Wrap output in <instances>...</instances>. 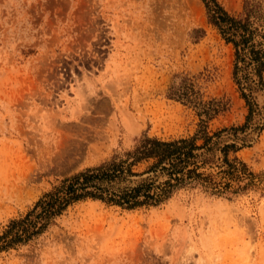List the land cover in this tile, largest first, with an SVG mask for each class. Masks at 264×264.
I'll use <instances>...</instances> for the list:
<instances>
[{
  "label": "rangeland",
  "instance_id": "374dc122",
  "mask_svg": "<svg viewBox=\"0 0 264 264\" xmlns=\"http://www.w3.org/2000/svg\"><path fill=\"white\" fill-rule=\"evenodd\" d=\"M237 59L203 0H0V264H264V69ZM145 137L199 148L134 162ZM111 163L107 188L149 189L5 245L63 178Z\"/></svg>",
  "mask_w": 264,
  "mask_h": 264
},
{
  "label": "trees",
  "instance_id": "16d2710c",
  "mask_svg": "<svg viewBox=\"0 0 264 264\" xmlns=\"http://www.w3.org/2000/svg\"><path fill=\"white\" fill-rule=\"evenodd\" d=\"M203 2L207 9L209 23L214 25L222 36L233 44L235 56L238 58L237 60L240 59L245 62V58L247 57L248 64L250 62L256 63L258 66L257 70L261 72L264 69V5L260 4L258 1L253 2V0H245L241 13L237 16H233L224 11L214 0H203ZM251 17L258 22L259 27L255 26L251 28L253 24ZM254 32H257L261 39L257 44H263L261 45L263 48H256L253 45ZM242 69L245 68L242 67ZM185 146L183 140L180 142H167L157 138L145 137L142 139L140 145L134 149V162L149 157L156 158L157 164H161L165 160H170L171 162H169L168 165H175L176 162L172 163V161H174L173 159L179 160V163L186 162L185 158L188 156L193 157L192 150L199 147L191 146L185 148ZM179 163L176 164V166L179 165ZM187 164L188 160L183 168H185ZM119 165L120 164L111 163L105 167V169L102 167L105 165H102L63 178L60 184L54 185L51 190L45 192L38 201H36L33 209L30 210L24 218L10 221L9 228L5 233L11 230V228L13 229L17 224L21 225L18 227L20 231L16 229L10 239L4 238L5 245L9 246L13 241L24 240L30 235L40 232L50 222L52 217L60 214L61 211L74 200L86 196L101 198L100 194L105 193L109 196L115 194L118 198L117 200H119L118 202L123 203L127 201V199H125L126 196L132 193L135 194L139 188L143 187L144 189V187H147V189H149V184H142L129 190H111L107 188L104 180L123 173ZM177 170L174 169L171 172H176ZM180 170L181 169H179V171ZM187 171L189 172L190 170ZM147 189H145V191ZM145 196L149 195L145 194ZM133 204H135V201H133L132 205ZM36 207L40 208L39 212L34 211ZM31 212H34V219L28 220ZM25 221L26 224L23 225ZM38 222H40L38 228L34 229ZM22 235H24V238L21 237Z\"/></svg>",
  "mask_w": 264,
  "mask_h": 264
},
{
  "label": "water",
  "instance_id": "95a60500",
  "mask_svg": "<svg viewBox=\"0 0 264 264\" xmlns=\"http://www.w3.org/2000/svg\"><path fill=\"white\" fill-rule=\"evenodd\" d=\"M128 177H129L130 180L131 179H134V180L130 181V180L126 179V181H125L126 185L135 186V185H137L139 183H142V182H144L146 180H149L151 177H154V176L152 174H150V175L128 176ZM122 185H125V184H122Z\"/></svg>",
  "mask_w": 264,
  "mask_h": 264
},
{
  "label": "bare ground",
  "instance_id": "6f19581e",
  "mask_svg": "<svg viewBox=\"0 0 264 264\" xmlns=\"http://www.w3.org/2000/svg\"><path fill=\"white\" fill-rule=\"evenodd\" d=\"M132 180H134V179H131L130 181H132ZM190 248V247H189ZM188 249V248H187ZM188 251V250H187ZM190 251H191V249H190ZM184 252V251H183ZM185 253V252H184ZM187 253V252H186ZM188 253H189V251H188ZM183 254V253H182ZM181 254V255H182ZM185 255V254H184ZM190 255V254H189ZM186 257V256H185ZM188 257V256H187ZM191 256H189L188 258H190Z\"/></svg>",
  "mask_w": 264,
  "mask_h": 264
}]
</instances>
